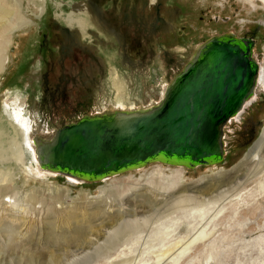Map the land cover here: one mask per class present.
<instances>
[{
	"label": "rangeland",
	"instance_id": "obj_1",
	"mask_svg": "<svg viewBox=\"0 0 264 264\" xmlns=\"http://www.w3.org/2000/svg\"><path fill=\"white\" fill-rule=\"evenodd\" d=\"M19 1L27 23L6 49L0 131L8 129L2 104L14 97L27 109L24 118H33L31 140L37 118L52 129L108 105L128 109L158 101L195 46L214 36L252 38L264 67L262 0H63L68 5L58 8L57 0ZM73 3L84 30L66 27L57 16L69 14ZM254 98L225 127L226 156L215 165L189 169L155 162L91 183L44 177L29 162V173L18 163L0 166L18 190V212L11 211L18 220H9L10 208L0 202V264H264V174L251 177L250 168L238 186L205 188L231 176L263 137L264 84ZM35 188L37 198L24 196ZM220 188L222 195L203 198ZM147 197L155 204L146 206ZM179 197L190 199L179 203ZM117 210L125 215L109 220ZM75 225L82 230L70 235ZM202 229V239L179 255Z\"/></svg>",
	"mask_w": 264,
	"mask_h": 264
},
{
	"label": "water",
	"instance_id": "obj_2",
	"mask_svg": "<svg viewBox=\"0 0 264 264\" xmlns=\"http://www.w3.org/2000/svg\"><path fill=\"white\" fill-rule=\"evenodd\" d=\"M254 40L226 33L195 46L158 101L104 110L46 129L37 118L42 171L85 183L150 163L195 168L226 156L224 130L256 90Z\"/></svg>",
	"mask_w": 264,
	"mask_h": 264
},
{
	"label": "bare ground",
	"instance_id": "obj_3",
	"mask_svg": "<svg viewBox=\"0 0 264 264\" xmlns=\"http://www.w3.org/2000/svg\"><path fill=\"white\" fill-rule=\"evenodd\" d=\"M262 2H264V0H262ZM64 3H66V2H64L63 0H57V3H56L57 8L63 7ZM66 5H68V3H66ZM70 7L72 8V10L69 14H66L65 16H63V13L60 12V14H57V16L60 17L59 19H62V21L65 22L66 27H68V28L77 27L78 29L84 30V28L86 26V21L80 16L81 9L75 3L70 5ZM19 14H20V1L19 0H0V73L3 71L4 65H5V62L7 59V57H6V51L7 50L6 49H7L8 45H10V43H11L12 34L15 31H17L18 29H20L24 24L27 23L24 18L19 16ZM253 57L255 58V61L258 65L257 66L258 67V73H257L256 87H259V85L262 86L264 84V67L257 60L255 50H253ZM165 86H164V88H165ZM254 99L255 98L253 95L250 99H248L243 104L241 110H243L246 107V105L251 104V102H253ZM19 102L21 103L20 99L18 100L17 98H14V97H8V99H5L4 103L2 104L3 105L2 106V109H3L2 114H3V119H4L3 121L8 124V129L6 127L5 130L3 129V131L2 130L0 131V142L3 143L2 145H0V166H4V165L9 166V164L11 162L18 163L20 165V167L22 166L25 168L24 171L26 173H29V167L25 163V162H29L32 164V167L34 168L36 173L38 172L39 174L43 175L44 177H54V176H56L55 173L42 171L36 165V160H35V156H34V142L29 137V132H30L31 128H33V126H34L33 118L31 116L29 118H24V116L26 115V112H24V111H26L27 109L23 105L20 106ZM116 107L124 109L123 107H121V105L116 106ZM139 107L140 106L138 105L135 107H129L128 109L139 108ZM30 112L31 111H28L27 114L30 115ZM237 118L238 117H236V119ZM231 122H232V120H231ZM4 142H6V144L10 143L9 145H11V147L10 148L6 147V144ZM263 151H264V135H263V137H261L259 142H257V144L253 147V149L250 150V152L245 156V158L241 161V163L237 167H235L234 171L232 172L233 174L231 176L230 175H229V177L224 176V178L222 176H219L216 179V180H218L217 183L209 182L207 185V187H209V188H207V187H205V188L208 190H211V189H215L217 186H221V185H223L225 183H229V182L231 184L238 186L239 183H237V180L238 179L241 180V178H242L241 176L246 175L247 172L249 170H251L250 168H253V170L255 169L253 172H251L252 173L251 177H255L257 175L264 174V170L262 168V166L264 165V155H262V153H264ZM239 175H241V176H239ZM11 178L12 177H11V175L8 174V172H6L4 175H2L0 172V197L8 199V201H5L3 199V200H0V202L5 207L10 208V209H5L7 211L6 216H7V218H9V220H11L12 222H15L16 220H18L16 218V213H13L11 211L15 210V207L17 206L15 204L14 198L18 195V190H17L15 185H10ZM68 178L73 182H77V181L82 182V181H80L76 178H73V177H68ZM106 178H104V179H106ZM248 178L249 177H247L246 179H248ZM104 179H102V180H104ZM231 184L229 186H227L225 192H224L225 188L224 189L220 188V190H215L214 192H211L210 195H206L207 197H203V198H209L210 199L211 197L216 196V194L222 195L221 194L222 192L226 193L228 190L233 189ZM259 186H260V188H259L260 192L264 193V185L262 183H259ZM107 187L109 188V186H107ZM107 187H104V189L102 190V192L105 194L107 192H109V189ZM121 187L122 186L120 185L119 188H121ZM36 189L37 188L26 192L24 196H26L30 199L37 198L38 190H36ZM213 194H215V195H213ZM190 196H191L190 198H192V199H196L198 197L197 195H194V196L190 195ZM190 198L179 197V198H177V200L179 203H183L185 200H188ZM150 200H152V199L150 197H147L145 199V201H143V203L146 206H152L153 204H155L156 198L153 199L154 201L152 200L153 203L149 202ZM8 204L11 207L8 206ZM60 204H61L60 207H62L63 203H60ZM12 206H14V207H12ZM64 207L65 208H63V209L65 210L67 207L66 206H64ZM68 207L70 208L71 206H68ZM74 208H76V207H74ZM74 208H72L73 211H75ZM80 208L82 209L84 207L80 206ZM110 208H111L110 211H113V208H114L113 205ZM110 211L108 210L107 212H110ZM15 212H18V210H15ZM107 212H106V214H108ZM71 214H74V212H72ZM124 215H125V213H121L120 210H117L116 212L113 213L112 217L110 216L111 218H109V220H112L113 218L116 219L117 217H121V216L123 217ZM67 218H69V216ZM82 219L84 221L85 217ZM6 221H8V220H6ZM78 230H82V229L79 228L77 225H75V227H73V229H72V232H70V235L79 234L80 232ZM203 232H204L203 229L197 230V232L194 236H190L184 243L182 242L184 247H182L180 249L178 254L184 255V254L188 253L191 249V246L193 244H195L197 241H199L200 239H202ZM66 237H68V235ZM66 237H64V238H66ZM66 244L70 245V243H66ZM174 260H176V259H174Z\"/></svg>",
	"mask_w": 264,
	"mask_h": 264
},
{
	"label": "flooded vegetation",
	"instance_id": "obj_4",
	"mask_svg": "<svg viewBox=\"0 0 264 264\" xmlns=\"http://www.w3.org/2000/svg\"><path fill=\"white\" fill-rule=\"evenodd\" d=\"M41 89H43V88H41ZM42 94H43V93H42ZM241 113H242V110L239 111V112L237 113V115H236L234 118H231L230 121H229V123L231 122V120H232V121L235 120L236 117H238ZM251 133H252V131H250V135H251Z\"/></svg>",
	"mask_w": 264,
	"mask_h": 264
}]
</instances>
